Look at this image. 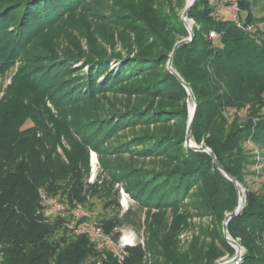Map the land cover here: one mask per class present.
I'll use <instances>...</instances> for the list:
<instances>
[{
    "label": "rangeland",
    "instance_id": "374dc122",
    "mask_svg": "<svg viewBox=\"0 0 264 264\" xmlns=\"http://www.w3.org/2000/svg\"><path fill=\"white\" fill-rule=\"evenodd\" d=\"M20 1L0 0V57L9 58L0 68V148L5 150L0 158L8 166L35 150L69 165L66 153H74L75 169L68 178H80V195L86 202L67 203L69 210H84L86 224L96 225L106 238L111 236L100 226L104 219H121L130 209L138 218L136 225L114 228V233H121L119 242L102 249L118 264H126L128 248L133 247L139 264H214L231 259L237 250L231 245L235 253H227L220 240L226 239L224 222L237 206L205 207L214 172L207 169L199 176L201 165L182 162L187 146L178 145L186 134L192 100H182L166 83L173 48L190 38L186 26V36L181 28L193 0H80L78 8H65L63 14L57 3L68 0H38L23 8L15 3ZM227 1L211 0L214 16L238 20L236 2ZM251 8L258 21L255 28L264 33V22L259 21L264 18V2L256 0ZM188 22L193 31L201 28L192 18ZM90 47L107 54L146 52L151 57L89 64L86 60L94 57ZM161 54L162 59L152 58ZM246 114L247 110L240 112L243 118ZM230 116L232 120L236 113ZM18 140L28 142L22 146ZM243 147L254 163L245 168L240 197L244 190L246 197L248 191L262 196L264 148L252 140ZM176 168L195 181L180 196L174 194V203L142 206L130 194L128 188L148 179L144 189L150 188L149 201L162 192L169 198L174 192L169 185H175L177 176L151 173ZM160 180L164 183L154 188ZM63 182L70 184L68 179ZM63 193L56 197L66 199ZM221 200L228 202L222 196L215 202ZM209 254L214 262L204 259ZM97 258V264L108 259L93 260Z\"/></svg>",
    "mask_w": 264,
    "mask_h": 264
},
{
    "label": "trees",
    "instance_id": "16d2710c",
    "mask_svg": "<svg viewBox=\"0 0 264 264\" xmlns=\"http://www.w3.org/2000/svg\"><path fill=\"white\" fill-rule=\"evenodd\" d=\"M80 0H68L57 3L60 14L63 10L72 11L78 8ZM256 0H234L238 7L239 19L216 18L211 0H197L190 10L189 18L201 24V28H194V40L187 45L179 47L174 57L173 69L188 84L195 95L198 107L195 114L192 130V138L201 145L207 144L216 155L219 163L239 183L246 186L245 171L253 162V156L247 154L244 143L252 140L264 148V33L258 28L248 31L249 26H255L258 22L254 17L252 4ZM264 2V0H261ZM38 0H21L15 2L19 7L34 4ZM232 0L227 1L230 5ZM264 22V18L259 20ZM182 36L187 35L182 21ZM256 27V26H255ZM215 31L216 37L211 38L210 33ZM174 49V48H173ZM91 59L86 63H101L112 60H123L128 57L150 58L146 52L138 54L121 55L111 52L107 54L102 49L90 47ZM163 55H156L155 59H162ZM8 55L0 57V68L4 62L8 63ZM89 63V64H90ZM170 80V81H169ZM169 89L182 98H189L187 90L178 79L169 72ZM247 110L246 116H240V112ZM230 112L236 116L231 120ZM184 114L186 112L184 111ZM258 121V122H255ZM186 134L181 137L178 144L180 148L186 144ZM20 144L24 146L28 141ZM13 141L7 145L13 149ZM8 148V149H9ZM182 162L198 164L203 169L199 176H204L207 169L214 172V185L210 192L205 194V207L214 209L227 206L232 210L238 206L240 189L230 181L215 165L214 159L206 152L195 151L189 147ZM1 153L5 150L0 148ZM45 153V152H44ZM47 153L30 151L26 154V160L6 165L0 158V248L3 260L0 264H97L95 257H108L104 264H118L112 254L106 249L95 251V244L87 235H77L69 227L73 221L72 216L46 219L43 212L41 189L49 196L56 197L59 191H64L66 204L74 202H86L81 195L82 183L80 178L69 174L74 171V153H66L69 165L56 160ZM1 157V155H0ZM187 157V159L185 158ZM196 168V166H195ZM183 171L169 169L162 172L151 173L152 176H177L175 185H169L168 189L174 192L164 197L158 194L146 198L150 188L144 189L146 179L138 185L128 188L130 194L136 198L142 206L163 203H174L195 179L181 175ZM69 173V174H68ZM179 173V174H176ZM176 174V175H172ZM201 174V175H200ZM198 176V177H199ZM195 177V178H198ZM162 178V177H160ZM70 181L66 184L63 181ZM77 179V180H71ZM148 180V181H147ZM164 183L160 180L152 185L154 188ZM227 198L215 202L217 197ZM169 199V201H167ZM239 202V201H238ZM176 203V202H175ZM128 210L121 219H104L101 225L110 234L116 243L121 237L120 232L114 233V228L125 225H136L138 218ZM233 212V211H232ZM87 219H80L78 223H86ZM228 234L233 239L240 240L245 249L238 264H264V195H257L248 191L246 205L242 212L232 218L228 223ZM224 237V236H223ZM221 245L227 253L235 251L225 238H221ZM230 246H229V245ZM130 256L126 258V264H139L138 249L128 248ZM204 259L213 261L209 254ZM214 262V261H213Z\"/></svg>",
    "mask_w": 264,
    "mask_h": 264
},
{
    "label": "water",
    "instance_id": "95a60500",
    "mask_svg": "<svg viewBox=\"0 0 264 264\" xmlns=\"http://www.w3.org/2000/svg\"><path fill=\"white\" fill-rule=\"evenodd\" d=\"M197 0H193L190 5L188 6V8L185 10L184 14H183V22L184 25L186 26L189 34H190V38L182 40L181 42L177 43L172 51L169 63H168V69L169 71L178 79V81L184 86V88L187 90L188 95H189V99H191L194 103V108H193V112L192 114L189 116V121H188V127H187V135H186V146L195 150V151H200V152H206L208 153L213 159H214V163L215 165L218 167V169L230 180L232 181L236 187L241 186L243 188V185L241 183H239L236 179H234L226 170L225 168L219 163V161L216 158V155L214 154V152L212 151V149L207 145V144H202L197 145V143L193 140L192 138V130H193V122H194V118H195V114L197 111V101L195 98L194 93L192 92L191 88L188 86V84L182 79V77L173 69V62H174V57L176 55L177 50L179 49V47L190 44L192 42V40L194 39V31L192 26L190 25V23L188 22V15L190 10L192 9V7L195 5ZM246 190H244V194H243V203L241 204V197L239 199V203L238 206L236 208V210L229 214L224 222V227H223V233L226 237V239L228 240L229 244L232 245L237 251L236 254L231 258L228 259L224 262H215L214 264H233L241 255H242V250L243 247L234 239L230 238L228 236V223L230 222V220L236 216H238L242 210L245 207V198H246Z\"/></svg>",
    "mask_w": 264,
    "mask_h": 264
},
{
    "label": "built area",
    "instance_id": "2783aa9c",
    "mask_svg": "<svg viewBox=\"0 0 264 264\" xmlns=\"http://www.w3.org/2000/svg\"><path fill=\"white\" fill-rule=\"evenodd\" d=\"M248 31L255 30V26H249ZM211 38H215L216 34L211 32ZM41 199L43 212L46 219H52L51 217H67L72 216L73 221L69 224V227L74 230L77 235L85 234L88 236L90 241L95 244L96 248L102 250L106 245H113V241L110 237L106 238L103 236L101 229L94 224L78 223V221L87 213L80 207L69 210L70 207L65 202L61 201L57 197L49 196L45 192L41 191ZM107 243V244H106ZM128 245V244H127ZM126 245V246H127ZM242 255L233 263L238 264L241 260Z\"/></svg>",
    "mask_w": 264,
    "mask_h": 264
},
{
    "label": "bare ground",
    "instance_id": "6f19581e",
    "mask_svg": "<svg viewBox=\"0 0 264 264\" xmlns=\"http://www.w3.org/2000/svg\"><path fill=\"white\" fill-rule=\"evenodd\" d=\"M190 104H191V108H190V115H191L193 112V108H194L193 101H191ZM94 161H95V164H94ZM96 164H97V161L95 159H93L92 165H93L94 169L96 168ZM241 198H242L241 199V204H242L243 203V196H241Z\"/></svg>",
    "mask_w": 264,
    "mask_h": 264
}]
</instances>
